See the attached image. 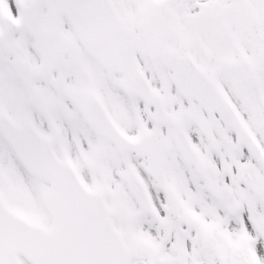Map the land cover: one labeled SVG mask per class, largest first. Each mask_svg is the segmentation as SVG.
Wrapping results in <instances>:
<instances>
[{
  "label": "snow or ice",
  "instance_id": "obj_1",
  "mask_svg": "<svg viewBox=\"0 0 264 264\" xmlns=\"http://www.w3.org/2000/svg\"><path fill=\"white\" fill-rule=\"evenodd\" d=\"M0 264H264V0H0Z\"/></svg>",
  "mask_w": 264,
  "mask_h": 264
}]
</instances>
